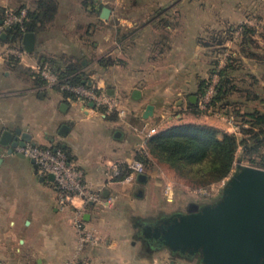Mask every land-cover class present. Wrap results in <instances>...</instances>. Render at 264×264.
I'll return each mask as SVG.
<instances>
[{
	"label": "crops",
	"instance_id": "0c3cea01",
	"mask_svg": "<svg viewBox=\"0 0 264 264\" xmlns=\"http://www.w3.org/2000/svg\"><path fill=\"white\" fill-rule=\"evenodd\" d=\"M96 1L22 0L15 8L35 12V44L32 52H26L23 35L16 37L11 44L24 50L23 56L17 58L4 48L13 35L0 40V139L4 131L12 133V140H20L22 134H27L29 142L66 152L82 169L85 179L101 189L100 204L88 206L83 214L86 225L100 235V243L76 250L72 207L59 209L54 182L40 174L30 158L19 156L10 144L0 142L1 264H18L20 261L13 259L14 256L32 249L38 253L35 264H67V261L74 264H177L168 262L161 248L148 250L142 242L128 241L122 228L123 220L128 218L129 212L141 209L139 199L157 183L151 181L148 173H136L130 181L119 175L136 159L140 140L137 129L142 124H148L157 133L179 124L214 125V122L183 106L179 90H190V84H186L185 89L166 85L164 98L160 89L146 85L140 76L143 73L131 70L125 60L113 63L111 60L118 54L107 45L110 37L107 32L98 43L86 41L89 45L85 46L64 35L59 28L108 25L113 10L109 7L108 18H102L101 11L106 6L101 5V0ZM156 7L166 12L177 8L188 13L191 9L187 0H163ZM186 19L189 17L183 20ZM126 23L127 27L136 24L134 21ZM96 35L97 30L92 36ZM41 66L54 72L60 81L69 78L61 77L64 72L80 75L84 84L130 110L124 109L121 116L114 115L111 109L76 97L59 84L48 87L37 72ZM185 81L196 87L199 84L197 80ZM196 98L187 95L188 105L196 103ZM148 105L152 110L145 116ZM117 131L121 132L118 138L115 137ZM74 204L78 205L79 201L75 200ZM143 251L146 254H142ZM22 262L33 263L29 259Z\"/></svg>",
	"mask_w": 264,
	"mask_h": 264
},
{
	"label": "rangeland",
	"instance_id": "374dc122",
	"mask_svg": "<svg viewBox=\"0 0 264 264\" xmlns=\"http://www.w3.org/2000/svg\"><path fill=\"white\" fill-rule=\"evenodd\" d=\"M21 1L0 0V8L15 9ZM101 1V5L113 10L108 25L59 29L69 35L72 42L84 46L89 45L86 41L98 43L107 32L110 36L107 45L118 54L111 61L125 60L131 70L143 73L140 76L146 85L160 89L164 98L167 96L163 93L166 85L185 89L188 88L186 84H190V90H179V97L183 98V106L185 104L187 108V95L197 96L199 108V102L209 88L214 96L223 80L225 91L221 101L210 109L199 108L206 112L198 115L213 121L214 125L210 126L236 136L238 146L231 174L239 160L242 165L264 169L259 166L264 144L253 143L259 127L251 126L247 117V114L264 109V0H187L191 6L188 13V10L183 12L177 8L171 12L158 11L156 5L163 0ZM128 21L136 24L127 27ZM9 46H12L11 42L4 48ZM186 79L197 80L199 84L196 87L192 82L186 83ZM124 109L130 110L126 106ZM111 114L115 115L117 111L111 109ZM153 160L144 167L143 173L150 174L151 181L157 184L139 199L141 209H135L132 214L129 212L128 218L123 220L122 228L128 241L142 242L137 228L140 222L186 211L189 203H212L222 192L220 180L198 184L180 176L167 164ZM160 248L168 262L196 264L195 258L176 257L171 251ZM37 254L33 249L29 253L20 251L13 259L19 260L18 264L28 259L35 264Z\"/></svg>",
	"mask_w": 264,
	"mask_h": 264
},
{
	"label": "water",
	"instance_id": "95a60500",
	"mask_svg": "<svg viewBox=\"0 0 264 264\" xmlns=\"http://www.w3.org/2000/svg\"><path fill=\"white\" fill-rule=\"evenodd\" d=\"M109 13L110 9L104 7L101 17L106 19ZM5 37V33L1 35ZM34 44L35 33L25 32L24 50L32 52ZM151 110L148 105L144 115ZM120 134L117 131L115 137ZM12 138L11 132L4 131L0 142L22 146L30 136ZM31 163L36 168L32 159ZM47 179L53 181V176L48 174ZM150 236L171 252L197 256L200 264H264V169L242 165L239 160L216 201L190 203L187 212L170 214L155 224Z\"/></svg>",
	"mask_w": 264,
	"mask_h": 264
},
{
	"label": "built area",
	"instance_id": "2783aa9c",
	"mask_svg": "<svg viewBox=\"0 0 264 264\" xmlns=\"http://www.w3.org/2000/svg\"><path fill=\"white\" fill-rule=\"evenodd\" d=\"M27 20L26 8L12 9L4 8L0 15V39L2 34L6 37L12 36V28L24 30V22ZM6 52L21 58L24 50L19 45H12L6 49ZM38 74L44 79L45 84L50 87L59 84L61 88L72 93L76 97L93 102L96 106L115 109L121 116L125 110L118 105L116 100L103 92H98L94 87L86 84H73L69 81H60L58 76L46 67H38ZM212 88L205 93L199 102V108L204 109L212 97ZM140 140L137 143L138 152L147 154V140L156 132L148 124H142L138 129ZM14 152L23 154L25 157L32 159L37 170L42 175L51 174L56 187V203L59 209L72 207V224L77 233L76 250L82 251L87 247L96 246L100 243L98 232L86 225L83 214L84 210L94 204L101 202V189L94 187L84 176L80 167L71 161L65 151L59 148L40 146L32 142H25L24 145H16ZM130 170L124 177L125 181H130L136 173H143V164L135 159L127 165ZM227 177L219 181V185H224ZM170 187L167 186V189ZM78 200L79 204L75 205L74 201ZM67 264H74L68 262Z\"/></svg>",
	"mask_w": 264,
	"mask_h": 264
},
{
	"label": "trees",
	"instance_id": "16d2710c",
	"mask_svg": "<svg viewBox=\"0 0 264 264\" xmlns=\"http://www.w3.org/2000/svg\"><path fill=\"white\" fill-rule=\"evenodd\" d=\"M27 10V20L24 22V30L12 28V42L16 37L22 36L27 31L34 30L35 12ZM1 40V39H0ZM69 76V78H66ZM61 77L64 81L73 84H84L80 75H72L71 71L64 72ZM223 77V75H222ZM223 82V80H222ZM220 82L216 93L206 107L210 109L225 91L223 83ZM204 92V90H203ZM202 94L199 97H202ZM189 107L195 114L206 111L198 108V102L190 103ZM251 126L257 125L259 132L255 133L253 143L264 144V109L261 112L247 114ZM238 146L235 135L223 132L217 128L196 123H185L170 126L152 135L146 143L147 154L137 152L136 159L143 166H148L152 159L167 164L180 176L190 179L192 182L206 185L213 181H219L231 174L233 162ZM264 168V153L260 158V165ZM130 170L125 167L124 172L119 175L124 178ZM81 264V263H78Z\"/></svg>",
	"mask_w": 264,
	"mask_h": 264
},
{
	"label": "flooded vegetation",
	"instance_id": "af4514ba",
	"mask_svg": "<svg viewBox=\"0 0 264 264\" xmlns=\"http://www.w3.org/2000/svg\"><path fill=\"white\" fill-rule=\"evenodd\" d=\"M188 208H189V205L187 206L186 211H182V212H187ZM177 212H180V211H177ZM174 213H176V212H174ZM165 217H167V216H160V217H157L155 219L144 220V221L140 222L139 224H137L138 232L140 234L139 235L140 240L142 241V244L145 246L146 249L153 250V249L160 248V245L157 244L152 239V237L150 235H151L152 227L155 224L160 223ZM172 254H173V256L183 257V258H186L188 260L195 258L196 264H200L197 256H191V255L183 254V253H179V252H172Z\"/></svg>",
	"mask_w": 264,
	"mask_h": 264
}]
</instances>
